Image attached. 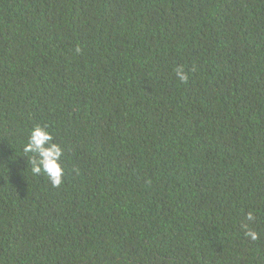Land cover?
<instances>
[{
	"label": "trees",
	"instance_id": "obj_1",
	"mask_svg": "<svg viewBox=\"0 0 264 264\" xmlns=\"http://www.w3.org/2000/svg\"><path fill=\"white\" fill-rule=\"evenodd\" d=\"M0 264H264V0H0Z\"/></svg>",
	"mask_w": 264,
	"mask_h": 264
},
{
	"label": "clouds",
	"instance_id": "obj_2",
	"mask_svg": "<svg viewBox=\"0 0 264 264\" xmlns=\"http://www.w3.org/2000/svg\"><path fill=\"white\" fill-rule=\"evenodd\" d=\"M174 73L180 83L187 82L189 73L185 66H176ZM63 151L61 146L54 142L47 126L41 124H36L29 130L27 142L23 145V152L32 154L31 173L45 175L53 187H60L63 183L64 172L60 163ZM245 219L255 222L256 218L253 212L249 211ZM243 227L247 238L253 241L258 239L259 233L250 228L249 224L245 223Z\"/></svg>",
	"mask_w": 264,
	"mask_h": 264
}]
</instances>
